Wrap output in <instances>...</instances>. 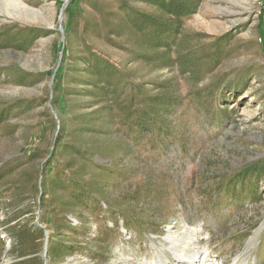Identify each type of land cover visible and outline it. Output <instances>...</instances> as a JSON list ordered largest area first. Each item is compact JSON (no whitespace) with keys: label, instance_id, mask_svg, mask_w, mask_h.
I'll return each instance as SVG.
<instances>
[{"label":"rangeland","instance_id":"obj_1","mask_svg":"<svg viewBox=\"0 0 264 264\" xmlns=\"http://www.w3.org/2000/svg\"><path fill=\"white\" fill-rule=\"evenodd\" d=\"M16 1L0 0V264H153L168 236L264 264V0H198L169 65L135 25L173 24L152 0ZM89 59L124 74L118 101L140 90L128 106L176 102L160 130L88 125Z\"/></svg>","mask_w":264,"mask_h":264},{"label":"trees","instance_id":"obj_2","mask_svg":"<svg viewBox=\"0 0 264 264\" xmlns=\"http://www.w3.org/2000/svg\"><path fill=\"white\" fill-rule=\"evenodd\" d=\"M156 3L161 10L165 13L172 16V20L169 21L173 24H166L164 22H159L157 19L152 18L149 19L147 22L143 21L142 16L137 19L139 22L138 31L144 32L145 30L148 31L144 34L143 37L146 39H150L149 49L154 53V57L163 60L167 65L170 63V53L172 51V45L169 42L170 38H176L180 35V25L183 18L191 15L195 12L196 7L198 5V0H152ZM32 31L33 30H28ZM165 36V38H161L160 36ZM169 35V36H168ZM160 48H164V52L160 58ZM89 59L86 62L87 68L86 71L93 74V91L95 96L98 99L102 98L101 103L103 104L101 107L89 116V120L86 122L88 125H93L98 123L99 121H110L114 120L117 126H128L129 125V132L134 134L135 138H142V137H149L150 135L154 134L156 131L160 130V127L157 122H155V118L152 115H160V103L156 102L153 104H149L148 108L147 105L145 107H139L137 105H129V103H134V101H140V97H143L140 94V90L136 88L130 87L133 92V96L128 99H123L124 101H118L117 97V87L120 86L116 82V79H123L122 76L124 74H120L118 68L114 65H111L104 59ZM95 62V63H93ZM127 81V80H126ZM126 81L124 83H126ZM143 100V99H142ZM123 103V104H122ZM165 109H171V107H176V102H172V99H162L161 103ZM175 104L176 106H172ZM127 106V107H125ZM5 113V112H3ZM3 115V114H2ZM104 115V116H103ZM160 118V117H158ZM108 120V121H109ZM114 124V125H115ZM105 124H102L104 126ZM92 126V127H93ZM88 131L92 130V128H88ZM264 166V165H263ZM259 168H252L251 172H258L261 173L262 167ZM264 169V168H263ZM71 185H73V181H69ZM73 187V186H72ZM77 187V186H76ZM73 187V190H75ZM82 199H91L90 195L86 196V198Z\"/></svg>","mask_w":264,"mask_h":264},{"label":"bare ground","instance_id":"obj_3","mask_svg":"<svg viewBox=\"0 0 264 264\" xmlns=\"http://www.w3.org/2000/svg\"><path fill=\"white\" fill-rule=\"evenodd\" d=\"M10 2L17 5V7H21L16 0H10ZM166 241L167 243H165L164 246L169 244V249L160 250L158 253L159 255L153 261V264H167L166 262L171 258H174V260H176L175 262L178 264H208L209 256L205 251L190 252L189 250H185L186 246L182 247L181 245L175 243L174 239H172V236H168Z\"/></svg>","mask_w":264,"mask_h":264}]
</instances>
